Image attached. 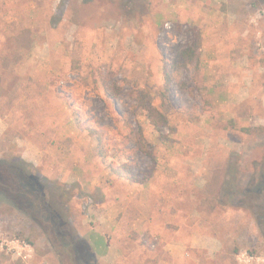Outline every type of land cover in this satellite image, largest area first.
I'll list each match as a JSON object with an SVG mask.
<instances>
[{"label":"rangeland","instance_id":"rangeland-1","mask_svg":"<svg viewBox=\"0 0 264 264\" xmlns=\"http://www.w3.org/2000/svg\"><path fill=\"white\" fill-rule=\"evenodd\" d=\"M0 160L97 264H264V0H0ZM46 226L0 197V264H86Z\"/></svg>","mask_w":264,"mask_h":264},{"label":"trees","instance_id":"trees-1","mask_svg":"<svg viewBox=\"0 0 264 264\" xmlns=\"http://www.w3.org/2000/svg\"><path fill=\"white\" fill-rule=\"evenodd\" d=\"M16 38L18 42L22 41L20 35ZM165 95L167 94L165 93ZM132 97L136 101L137 106L145 110L150 124L156 127L168 125L166 115L148 102V97L144 91L136 90L132 93ZM97 147L99 153L103 156L100 135L97 136ZM111 169L117 176L133 179V176L124 172L120 167L111 166ZM232 173L233 179L237 177V171ZM233 179L232 182L224 180L222 183L223 185L224 182H227V193L233 192L232 188L235 186ZM235 180L237 179L235 178ZM46 186L47 184L41 182L35 175L26 172L22 165L7 160H0V197L14 203L17 201V197L24 199V204L30 209L31 218L40 225H47L45 227L46 231L50 235L52 234L51 237L61 246L63 251H70L72 255H75V259L80 257L86 264H97L87 241L84 238L78 239L72 236L66 229L62 228L57 210L52 206L51 200L46 197ZM79 249L83 252L82 257L78 252Z\"/></svg>","mask_w":264,"mask_h":264}]
</instances>
